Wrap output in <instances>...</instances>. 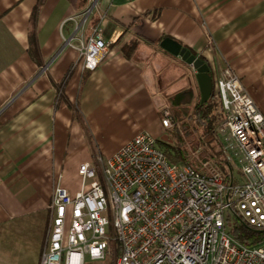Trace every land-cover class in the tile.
<instances>
[{"label":"crops","instance_id":"obj_1","mask_svg":"<svg viewBox=\"0 0 264 264\" xmlns=\"http://www.w3.org/2000/svg\"><path fill=\"white\" fill-rule=\"evenodd\" d=\"M91 4L0 0V264H40L53 190L78 193L82 164L201 103L164 39L204 60L214 89L231 68L264 117V0H98L77 34ZM99 22L108 54L90 71L79 48Z\"/></svg>","mask_w":264,"mask_h":264},{"label":"built area","instance_id":"obj_2","mask_svg":"<svg viewBox=\"0 0 264 264\" xmlns=\"http://www.w3.org/2000/svg\"><path fill=\"white\" fill-rule=\"evenodd\" d=\"M91 1L77 34L97 8ZM90 30L79 52L94 71L108 45L101 22ZM215 91L228 181L210 162L199 170L169 161L157 138L140 132L107 160L82 164L75 195L55 186L40 264H264V241L242 244L228 230L238 221L264 232V117L232 69ZM161 123L173 126L170 111Z\"/></svg>","mask_w":264,"mask_h":264},{"label":"trees","instance_id":"obj_3","mask_svg":"<svg viewBox=\"0 0 264 264\" xmlns=\"http://www.w3.org/2000/svg\"><path fill=\"white\" fill-rule=\"evenodd\" d=\"M31 49L35 50L36 40L34 35L31 36ZM224 112L221 104L219 95L216 93L215 89L211 98L204 104L198 103L190 115L182 122H174V129H184V133L188 136L191 134L192 130H198L201 128L203 130L204 138L203 141L211 145L216 143L220 147L219 153H212L210 156L200 157L201 159H196L194 157V151L197 149H188L182 142V137L177 138L179 141L174 146L171 141H160L157 139L160 149L165 153L169 161L173 163H186L192 164L197 169H202V164L210 162L214 166L220 168L228 181L230 179L227 169L225 168V162L222 152V144L220 137L218 135V122L220 119L223 121ZM180 127V128H178ZM176 133L173 135L176 137ZM230 234L234 239L246 245L259 244L264 241V232L257 231L243 222L236 221L233 226L228 228Z\"/></svg>","mask_w":264,"mask_h":264},{"label":"rangeland","instance_id":"obj_4","mask_svg":"<svg viewBox=\"0 0 264 264\" xmlns=\"http://www.w3.org/2000/svg\"><path fill=\"white\" fill-rule=\"evenodd\" d=\"M97 4H98V0H97V3L95 0V5H97ZM226 70H227V68L224 71H226ZM192 111H193V109L191 110V112ZM221 123H222V119L219 120L217 127L220 128ZM174 125L175 124L173 122V126L169 129H165V128L159 126V129L155 128L154 132H151V133L154 135L155 138H157L160 141H163V142L164 141H166V142L171 141V144L174 146L179 141L178 139L182 137L181 138L182 142L185 144V146L188 149H190V150L195 149V148L197 149L196 151H194V157L196 159H201L200 157L210 156L212 153H219L220 152L221 149L218 145H216L215 142L212 143L211 145H208L203 141L204 134H203V130L201 128H198V130H192L191 134L187 136L184 133V129H180V130L177 129L176 130V129H174V127H175ZM178 128H180V127H178ZM219 128H217L218 129V135H219ZM174 132H177L176 137L173 135ZM87 264H89V263H87ZM90 264H110V262L109 261L93 262Z\"/></svg>","mask_w":264,"mask_h":264},{"label":"water","instance_id":"obj_5","mask_svg":"<svg viewBox=\"0 0 264 264\" xmlns=\"http://www.w3.org/2000/svg\"><path fill=\"white\" fill-rule=\"evenodd\" d=\"M160 46L170 54L180 57L184 62L196 70V79L201 92V103H206L211 98L214 90V82L210 74L209 65L204 60L193 55L190 50L184 48L172 38L164 39Z\"/></svg>","mask_w":264,"mask_h":264}]
</instances>
